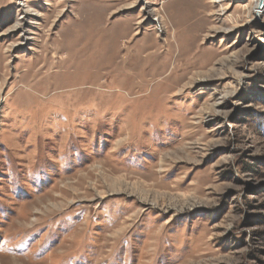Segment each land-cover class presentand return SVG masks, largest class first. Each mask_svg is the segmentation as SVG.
Listing matches in <instances>:
<instances>
[{
    "label": "rangeland",
    "instance_id": "374dc122",
    "mask_svg": "<svg viewBox=\"0 0 264 264\" xmlns=\"http://www.w3.org/2000/svg\"><path fill=\"white\" fill-rule=\"evenodd\" d=\"M0 264H264V2L0 0Z\"/></svg>",
    "mask_w": 264,
    "mask_h": 264
},
{
    "label": "water",
    "instance_id": "95a60500",
    "mask_svg": "<svg viewBox=\"0 0 264 264\" xmlns=\"http://www.w3.org/2000/svg\"><path fill=\"white\" fill-rule=\"evenodd\" d=\"M263 2H264V0H260V7L263 6Z\"/></svg>",
    "mask_w": 264,
    "mask_h": 264
}]
</instances>
